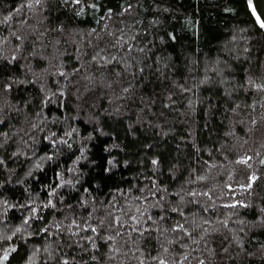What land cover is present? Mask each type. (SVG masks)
I'll return each mask as SVG.
<instances>
[{
  "label": "trees",
  "instance_id": "1",
  "mask_svg": "<svg viewBox=\"0 0 264 264\" xmlns=\"http://www.w3.org/2000/svg\"><path fill=\"white\" fill-rule=\"evenodd\" d=\"M257 17L0 0V264H264Z\"/></svg>",
  "mask_w": 264,
  "mask_h": 264
},
{
  "label": "snow or ice",
  "instance_id": "2",
  "mask_svg": "<svg viewBox=\"0 0 264 264\" xmlns=\"http://www.w3.org/2000/svg\"><path fill=\"white\" fill-rule=\"evenodd\" d=\"M37 2H38V0H37ZM76 2L79 3V0H76ZM249 6H251V0H249ZM253 14L255 15V12H254ZM257 22L259 23V26H260L261 28H264V21H261L259 17H257ZM153 163H156V161H153ZM181 227H182V226H181ZM93 231H95V229H93ZM6 258H7V257L5 256V259H6ZM161 264H163V261H161Z\"/></svg>",
  "mask_w": 264,
  "mask_h": 264
}]
</instances>
